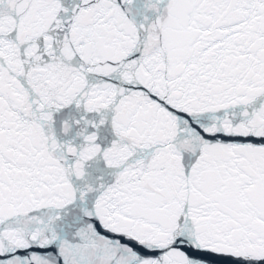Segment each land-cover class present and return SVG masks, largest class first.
<instances>
[{
	"label": "snow or ice",
	"instance_id": "obj_1",
	"mask_svg": "<svg viewBox=\"0 0 264 264\" xmlns=\"http://www.w3.org/2000/svg\"><path fill=\"white\" fill-rule=\"evenodd\" d=\"M0 264H264V0H0Z\"/></svg>",
	"mask_w": 264,
	"mask_h": 264
}]
</instances>
